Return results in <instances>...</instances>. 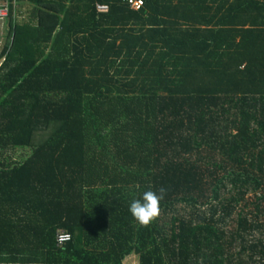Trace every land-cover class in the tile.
<instances>
[{
	"label": "trees",
	"instance_id": "trees-1",
	"mask_svg": "<svg viewBox=\"0 0 264 264\" xmlns=\"http://www.w3.org/2000/svg\"><path fill=\"white\" fill-rule=\"evenodd\" d=\"M143 1L9 0L0 264H264V0Z\"/></svg>",
	"mask_w": 264,
	"mask_h": 264
},
{
	"label": "clouds",
	"instance_id": "clouds-1",
	"mask_svg": "<svg viewBox=\"0 0 264 264\" xmlns=\"http://www.w3.org/2000/svg\"><path fill=\"white\" fill-rule=\"evenodd\" d=\"M164 191L163 188L157 191L149 189L144 191L140 198L133 199L129 205L132 217L144 226L152 222L159 214V205L163 199Z\"/></svg>",
	"mask_w": 264,
	"mask_h": 264
},
{
	"label": "built area",
	"instance_id": "built-area-1",
	"mask_svg": "<svg viewBox=\"0 0 264 264\" xmlns=\"http://www.w3.org/2000/svg\"><path fill=\"white\" fill-rule=\"evenodd\" d=\"M132 8L134 9H140L144 1L143 0H129ZM9 9H10V2L9 0H0V19H5L9 15ZM98 12H108L109 11V5L107 4H98L97 5ZM71 239V234L65 231H60L57 234V242L59 245H62L66 242H68Z\"/></svg>",
	"mask_w": 264,
	"mask_h": 264
},
{
	"label": "rangeland",
	"instance_id": "rangeland-1",
	"mask_svg": "<svg viewBox=\"0 0 264 264\" xmlns=\"http://www.w3.org/2000/svg\"><path fill=\"white\" fill-rule=\"evenodd\" d=\"M7 33H8V20H7V18L0 19V51H1L3 44L6 40ZM27 151H29V150H27ZM23 153H26V152H23Z\"/></svg>",
	"mask_w": 264,
	"mask_h": 264
}]
</instances>
